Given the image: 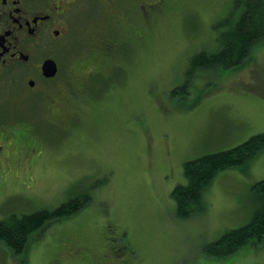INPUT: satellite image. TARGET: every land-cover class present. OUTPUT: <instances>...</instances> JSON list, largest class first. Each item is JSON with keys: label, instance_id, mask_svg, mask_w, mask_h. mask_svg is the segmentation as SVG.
I'll use <instances>...</instances> for the list:
<instances>
[{"label": "rangeland", "instance_id": "obj_1", "mask_svg": "<svg viewBox=\"0 0 264 264\" xmlns=\"http://www.w3.org/2000/svg\"><path fill=\"white\" fill-rule=\"evenodd\" d=\"M160 1L129 0L124 18L115 11L122 43L112 48V85L88 93L90 100H69L75 81L68 78L63 126L53 122L45 98L20 102L41 137L32 145L16 125L17 136L6 139L0 219L55 209L78 192L91 201L34 237L24 257L0 244V264H264V246L223 261L203 251L257 213L252 187L264 181V151L247 166L220 173L204 191L205 210L189 219L176 218L171 197L187 184L186 162L264 134V41L242 68L195 71L193 87L172 97L188 80L191 57L213 51L214 24L234 0H164L159 7ZM102 13L75 10L70 24ZM80 31L70 34L66 69L80 66L81 79L98 64L86 59ZM60 84L67 82H53V95Z\"/></svg>", "mask_w": 264, "mask_h": 264}, {"label": "trees", "instance_id": "obj_2", "mask_svg": "<svg viewBox=\"0 0 264 264\" xmlns=\"http://www.w3.org/2000/svg\"><path fill=\"white\" fill-rule=\"evenodd\" d=\"M163 4L164 0H161L158 6ZM214 31L216 36L213 51H200L193 58L191 57L187 70L188 80L184 86L172 91V97L186 94L193 87L192 75L195 71L208 73V71L214 70H236L244 66L255 47L264 41V0H234L228 14L214 24ZM107 42H109L107 45L109 49L104 45H100L99 49L98 46L91 49L86 46V54L101 53L102 56L100 58L96 56L93 59V61L96 59L98 65L88 77L83 73L85 76H82L83 79L79 78L83 69L80 66L73 68L71 64L70 68L66 69L68 59L64 57L63 68L64 72L68 73L64 77V81L67 82L66 87L60 85L59 91H61L52 95L53 100L48 103L53 122L57 125L63 126L66 122L63 120L65 107L62 108V106L66 105L68 108L66 94L69 89L67 85H72L68 78H73L75 81L74 86L70 89L74 96H71L69 100H75L77 96L90 100L88 96L91 91L97 88L103 90L105 86L107 89L109 85H112L110 74L114 67L113 60L117 55L110 46L118 43L117 47L119 48L122 39H119L118 33H116L113 37H108ZM98 76L102 79V83H97ZM64 98L66 99L63 100ZM72 118L68 117L74 124ZM28 124L26 125L27 134L21 138H27L30 144L35 145L41 135L35 132L37 127ZM263 151L264 134H258L231 149L210 153L186 162L184 176L187 184L177 186L171 195L176 206V218L186 220L204 211L206 208L204 191L210 187L214 179L222 172L247 166ZM252 193L258 199L257 213L248 224L229 230L218 240L208 244L203 250L207 258L219 261L229 260L248 249L264 246V181L255 183ZM90 201L91 198L87 193L78 192L69 201L55 209H41L22 214L12 213L0 219V244L5 246L12 256L24 257L34 242L32 241L34 237L39 236L50 226L78 214Z\"/></svg>", "mask_w": 264, "mask_h": 264}, {"label": "flooded vegetation", "instance_id": "obj_3", "mask_svg": "<svg viewBox=\"0 0 264 264\" xmlns=\"http://www.w3.org/2000/svg\"><path fill=\"white\" fill-rule=\"evenodd\" d=\"M128 1L0 0V152L6 139L17 136L16 125L23 130V135L27 123L34 126L19 110L25 106L20 102L29 99L34 104L37 99L45 98L50 103L53 82L64 81L67 74L62 61L74 29H81L79 42L85 49L86 46L99 49L100 45L108 48L107 39L115 35L114 28L119 25L113 24L115 11L124 18L122 11L127 10ZM88 7L102 8L100 19L91 21L79 17L78 22L70 24L71 13L75 10L84 13ZM96 56L100 58L102 54L87 55L86 59L93 60ZM50 61L58 67L53 77L46 76L44 71ZM20 79H23L21 86L16 90Z\"/></svg>", "mask_w": 264, "mask_h": 264}, {"label": "water", "instance_id": "obj_4", "mask_svg": "<svg viewBox=\"0 0 264 264\" xmlns=\"http://www.w3.org/2000/svg\"><path fill=\"white\" fill-rule=\"evenodd\" d=\"M58 70V67L56 65V63L50 61L46 64L44 71H45V75L48 77H53L56 75Z\"/></svg>", "mask_w": 264, "mask_h": 264}]
</instances>
